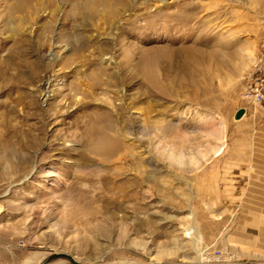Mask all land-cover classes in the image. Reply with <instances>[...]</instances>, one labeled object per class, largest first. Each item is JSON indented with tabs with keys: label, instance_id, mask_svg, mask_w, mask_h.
Here are the masks:
<instances>
[{
	"label": "rangeland",
	"instance_id": "rangeland-1",
	"mask_svg": "<svg viewBox=\"0 0 264 264\" xmlns=\"http://www.w3.org/2000/svg\"><path fill=\"white\" fill-rule=\"evenodd\" d=\"M92 1L32 0L20 45L0 0V64H22L0 135L24 144L0 165V264H264V0ZM108 111L106 158L86 133ZM126 179L138 198L107 204Z\"/></svg>",
	"mask_w": 264,
	"mask_h": 264
},
{
	"label": "bare ground",
	"instance_id": "bare-ground-1",
	"mask_svg": "<svg viewBox=\"0 0 264 264\" xmlns=\"http://www.w3.org/2000/svg\"><path fill=\"white\" fill-rule=\"evenodd\" d=\"M32 0H18L17 3H15L12 7V12H21V17H20V21L18 23H15L11 29H8L11 31V35H16L19 37V42L20 45H23L26 41V39L23 37L22 34V21L24 22L25 18H26V14L27 12L29 13V11H32L34 8L32 6L31 3ZM78 3V0H76ZM89 1V0H88ZM92 1V0H91ZM102 2V1H101ZM84 3V2H83ZM82 3V4H83ZM82 4H74L75 9L80 10L82 8ZM87 4V3H86ZM98 4H103L93 0L92 1V6ZM105 6H110L109 3L107 1H104ZM103 4V6H104ZM85 5V4H84ZM91 6V5H90ZM90 8V7H89ZM93 11V10H92ZM103 11V10H102ZM77 12V11H76ZM82 12V11H81ZM105 12V11H104ZM31 13V12H30ZM79 13V12H78ZM111 13V12H110ZM113 13V12H112ZM30 15V14H29ZM8 16V15H7ZM11 16V15H10ZM17 18V17H16ZM8 19V18H7ZM13 19V18H12ZM11 19V20H12ZM15 19V18H14ZM13 19V20H14ZM10 19H8V21H11ZM16 20V19H15ZM19 20V19H18ZM16 22V21H15ZM9 23V22H7ZM14 23V22H13ZM12 23V24H13ZM76 27V26H75ZM5 28V27H4ZM78 29V28H77ZM7 30V31H8ZM13 30V31H12ZM22 31V32H21ZM18 41V40H17ZM201 43V42H200ZM15 44V43H14ZM75 49V48H74ZM12 55V54H11ZM17 57H13L12 59L10 58V60L7 63L2 62V64H0V75H13V72H17L18 70H20V68L22 67L20 64V62L18 60L20 59H16ZM17 60V61H16ZM202 60H205L204 58ZM201 63V62H200ZM202 64H204V61L202 62ZM199 67V66H198ZM200 69V68H199ZM201 70V69H200ZM24 71V70H23ZM146 72H148V75L150 76H156V71L155 69H145ZM154 74H153V73ZM201 72V71H200ZM199 72V74H200ZM13 73V74H12ZM23 73V72H22ZM15 75V74H14ZM2 78V77H1ZM0 78V79H1ZM11 78V77H10ZM14 78V77H13ZM3 82L5 83V81H1L0 80V91H2V89H4V87H6V85H3ZM16 85V84H15ZM79 86V85H78ZM97 84H94L92 86H89L90 89V93L93 92L94 87H96ZM15 86L14 85H7L6 89L9 90H13ZM98 88V87H96ZM11 111V110H10ZM7 113V112H6ZM8 114V113H7ZM9 115V114H8ZM95 117H90L89 120H91L89 123L91 124V129L87 130L90 133V136L86 133V135L89 137L90 141L93 144V149L95 151H99V152H103L106 155V158H109L112 155H116L118 154L121 149H122V137H121V132L119 129H117L115 127V120L112 118V113L111 111H108L107 113H100V114H95ZM7 116V115H6ZM88 123V124H89ZM2 124V123H1ZM7 124V123H6ZM89 124V125H90ZM5 126V125H4ZM9 126V125H7ZM11 126V125H10ZM12 127V126H11ZM13 131V130H12ZM16 133V132H15ZM9 129L4 127V131L1 133L0 135V165H4L11 163V161H13L14 159L17 161H22L24 159V157L21 155V149H23V142H19L18 139L14 138L15 136L11 135L9 136ZM89 141V142H90ZM25 143V142H24ZM125 150V148L123 149V151ZM13 159V160H12ZM12 165V164H10ZM15 165V164H14ZM19 167V166H18ZM20 168V167H19ZM21 169V168H20ZM19 169V170H20ZM24 169V168H23ZM13 170V169H12ZM109 181H111V178L109 179ZM113 182V179H112ZM128 183L127 188L128 191L127 193H125L124 191L119 190L120 192H110L108 195H103V200H105V202H107V204L112 205V206H117V207H123V204H125V202H129L130 201H135L138 198L139 192L134 190L136 188V186H138L135 183V180H131V179H126L122 182V184ZM115 190V189H114ZM142 196V194H141ZM141 200V199H140ZM139 203V202H138ZM133 204V203H132ZM137 204V203H136ZM136 204H134L136 206ZM108 205V206H109ZM140 205V204H139ZM126 206V205H125ZM124 206V207H125ZM132 207V206H131ZM137 207V206H136ZM130 208V207H129ZM132 209H135V207H132ZM134 211V210H133ZM113 212V211H112ZM82 213V212H81ZM185 231V236L190 238L193 241V247L196 250L195 254H196V259L200 260H204V252H202L200 250V244L202 243L203 237L200 235V233L197 230V226L195 227V230H191L188 227H186L184 229ZM229 257V256H228Z\"/></svg>",
	"mask_w": 264,
	"mask_h": 264
},
{
	"label": "water",
	"instance_id": "water-1",
	"mask_svg": "<svg viewBox=\"0 0 264 264\" xmlns=\"http://www.w3.org/2000/svg\"><path fill=\"white\" fill-rule=\"evenodd\" d=\"M243 114H244V109L239 108L238 110H236V112L234 114V118L239 119L242 117ZM55 258H65V259L69 260L72 264H82V263L78 262L77 260H75L74 257H72L71 255L63 253V252L53 253V254L49 255L46 260L50 261V260L55 259Z\"/></svg>",
	"mask_w": 264,
	"mask_h": 264
},
{
	"label": "built area",
	"instance_id": "built-area-1",
	"mask_svg": "<svg viewBox=\"0 0 264 264\" xmlns=\"http://www.w3.org/2000/svg\"><path fill=\"white\" fill-rule=\"evenodd\" d=\"M259 94V93H258Z\"/></svg>",
	"mask_w": 264,
	"mask_h": 264
}]
</instances>
